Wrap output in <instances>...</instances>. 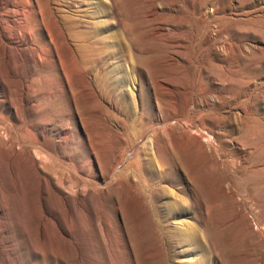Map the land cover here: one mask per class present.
I'll list each match as a JSON object with an SVG mask.
<instances>
[{"label":"rangeland","instance_id":"rangeland-1","mask_svg":"<svg viewBox=\"0 0 264 264\" xmlns=\"http://www.w3.org/2000/svg\"><path fill=\"white\" fill-rule=\"evenodd\" d=\"M34 3L52 56L17 6L0 42V264H264V0Z\"/></svg>","mask_w":264,"mask_h":264},{"label":"bare ground","instance_id":"bare-ground-1","mask_svg":"<svg viewBox=\"0 0 264 264\" xmlns=\"http://www.w3.org/2000/svg\"><path fill=\"white\" fill-rule=\"evenodd\" d=\"M34 1L35 0H1L0 2V39H1L0 42L2 46H4L6 49L10 48L6 39H7V33H9V31H12L13 25L11 26V21L5 18V14L7 13L9 7L17 6L19 10V13L18 12L17 13L19 16H18V20H14V23L16 22L19 24V26H21V28L22 27L24 28V29H21L20 32L22 35L26 36V38L30 42L35 41V43H31V45L29 46L28 52L30 53H27V58H26L27 60H29V62H31V66H35L38 63V61L43 59L41 50L44 51L47 55L50 54L49 56H52L51 46L52 44L56 45L54 35L50 30H49V34L47 33L50 36L49 41H46L44 36L43 37L41 36L40 27L43 24H46V16L44 14V10L41 7H40V11L36 9ZM37 1L39 2V0ZM112 7H113L112 4L108 5L106 2H103V1H99L98 3V8L105 10L109 14L112 13ZM40 14L42 15V20L38 18ZM31 20H34V23H31ZM93 28H97V25L95 24ZM16 52L17 53H13L11 57L12 58L19 57V59L22 60V57L24 54L20 53L17 49H16ZM26 146L32 149L33 147H42V144H40L39 142L33 141V142L26 144ZM59 186L62 187V184L59 183Z\"/></svg>","mask_w":264,"mask_h":264}]
</instances>
